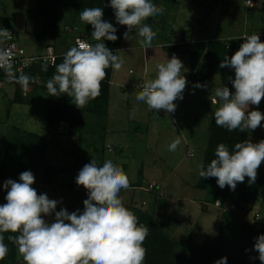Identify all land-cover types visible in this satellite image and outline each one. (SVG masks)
Returning <instances> with one entry per match:
<instances>
[{
	"label": "rangeland",
	"instance_id": "1",
	"mask_svg": "<svg viewBox=\"0 0 264 264\" xmlns=\"http://www.w3.org/2000/svg\"><path fill=\"white\" fill-rule=\"evenodd\" d=\"M247 1L135 0L146 15L152 13L162 19L168 14L165 35L154 37L149 29L142 32L139 15L122 16L126 31L115 54L107 119L94 111L91 99L97 91L95 87L85 91L81 106L74 104L65 109V118L78 120V128L68 120L60 122L58 128L47 126L43 89L29 85L0 88V151L34 145L32 136L47 137L48 163L69 168L53 180V187L45 188L42 168L34 167L22 185L20 174L8 166L7 179L0 181V229L21 233L16 264H47L50 252L71 254L84 240L99 247L103 239L98 237L99 230L106 234L117 228L126 238L123 262L138 264L143 255L134 248L135 238L145 233L132 223L135 211L149 213L160 225L177 260L186 244L215 245L221 235L224 241L219 264H226L229 255L244 259L246 264H264V251L243 243L249 227L257 224L256 213L264 217V188L253 211L243 220L239 209L234 211L229 201L223 207L214 205L211 192L207 194L196 187L212 113L223 109L226 97L234 99L235 91L246 99L252 92L244 84L225 90L222 75L186 89L184 85L192 77L189 56L171 57L159 47L190 40L233 41L264 33V0H250L255 3L252 8ZM36 5L37 0H0V15L13 22L19 43L28 54H41L48 44L59 55L73 54L76 33L64 31L69 20L63 15L58 21L56 40L38 41L26 18L27 11L35 10ZM124 22L131 26L125 27ZM79 26L82 35L84 29ZM240 73L241 69L235 67L225 72V77ZM57 80L66 81L73 89L80 86V78L73 74H56L54 83ZM140 84L156 93L142 92ZM37 85L48 87L42 82ZM259 86L258 92L252 94L255 100L242 106L234 103L238 115L248 114L249 120L243 125L252 139L264 135V80L255 88ZM19 92L23 93V102L16 98ZM70 96L74 97L72 92ZM117 127L121 130L113 132ZM107 128L113 129L109 133ZM250 148L257 162L262 161L264 146L253 144ZM4 162L6 166L5 159ZM103 164L109 168L110 176L97 188ZM141 169L144 174L140 176ZM46 198L58 201L53 211L45 207Z\"/></svg>",
	"mask_w": 264,
	"mask_h": 264
},
{
	"label": "trees",
	"instance_id": "2",
	"mask_svg": "<svg viewBox=\"0 0 264 264\" xmlns=\"http://www.w3.org/2000/svg\"><path fill=\"white\" fill-rule=\"evenodd\" d=\"M139 6L140 4L135 3V0H37L36 9L27 11V24L33 27L38 41L56 40L58 21L63 15L69 20L64 27L80 28L79 25H82L83 37L93 46V52L87 55H60L54 67H34L29 77L18 78L14 84L20 87L26 84L46 91L48 127L58 128L60 122L68 120L73 128H78L80 125L78 120L66 119L64 112L74 104L81 106L85 91L89 88L95 87L97 90L91 99L94 111L100 116L107 115L115 54L122 44L126 31L122 26V16L139 15L142 32L149 29L154 37L163 38L165 35L168 14L162 19H157V15L152 13L146 15L145 11L141 12ZM0 25L12 27L13 22L0 15ZM163 50L171 57L189 56L192 77L185 83L186 89L216 75H222V86L225 90L240 86L246 80L250 83L264 80V39L258 36L248 35L233 41L216 39L168 44ZM235 67L241 69V73L226 78L225 72ZM56 74H73L80 78V86L73 89L62 80L54 83ZM37 76L41 77L42 83L48 84L47 88L44 87L45 85H37ZM71 92L77 100L70 96ZM16 98L18 102H23V93L19 92ZM239 104H242V99ZM244 117L239 116L232 109L215 111L211 115L208 145L196 186L198 190L207 191V194L211 192L210 200L214 205L219 203L223 207L229 201L234 211L236 208L239 209L238 212L242 214L243 220L253 211L264 188L263 177L246 171V168H256L258 162L254 153L248 148L249 133L243 121H248L249 118L248 115ZM32 137L35 140L34 145L30 143L20 148L9 146L10 148L4 153L0 151V181L7 179L9 165L14 167L21 178L31 174L34 167L42 168L43 184L47 186H52L53 180L66 171L65 167L52 166L48 163L47 137ZM3 159L6 160V166L5 162L2 163ZM101 174L102 170L98 176ZM139 175L141 176V173ZM99 179L95 183L97 188L101 185V178ZM138 186L140 185L135 187ZM159 204L162 207L166 206L164 202ZM133 213L132 223L145 233L144 236L135 238L134 248L143 255L138 264H219L223 255L221 249L224 241L221 235L215 245L186 244L183 247L184 252L177 260L173 255L172 243L163 235L160 225L155 223L153 217L146 212ZM113 215L116 216L117 212ZM20 236L21 233L18 231L0 229V264L17 263V242ZM125 239L117 228L116 231L105 234L99 247H94L84 240L71 254L50 252L47 255V264H101V262L125 264L123 262ZM243 243L246 247H255L264 251V217L257 221V224L249 227L247 238ZM226 264H246V262L236 255H229Z\"/></svg>",
	"mask_w": 264,
	"mask_h": 264
},
{
	"label": "built area",
	"instance_id": "3",
	"mask_svg": "<svg viewBox=\"0 0 264 264\" xmlns=\"http://www.w3.org/2000/svg\"><path fill=\"white\" fill-rule=\"evenodd\" d=\"M246 5L250 8L255 6L254 1L248 0ZM125 27L131 26L130 22H124ZM70 32L76 33L75 55H87L93 52V46L80 35V29L78 27L67 28ZM72 30H77L76 32ZM262 40L264 39V33L256 35ZM60 55L56 52L53 46H48L41 54H28L24 47L19 43V36L16 30L12 27L0 25V88H4L6 85H14L18 78L29 77L31 70L37 66H56V60ZM58 70V68H56ZM37 83L42 82L41 77L37 76ZM22 86H27L22 85ZM140 90L144 93L154 94L156 93L153 88H148L144 84H140ZM26 95V93H24ZM242 95L236 94L235 101L240 103ZM190 156L192 154L190 153ZM53 185V184H52ZM219 204V203H217ZM220 205V204H219ZM256 221L262 219L261 214L256 213ZM100 236H105V233L100 230Z\"/></svg>",
	"mask_w": 264,
	"mask_h": 264
},
{
	"label": "crops",
	"instance_id": "4",
	"mask_svg": "<svg viewBox=\"0 0 264 264\" xmlns=\"http://www.w3.org/2000/svg\"><path fill=\"white\" fill-rule=\"evenodd\" d=\"M124 16V15H123ZM237 37V36H236ZM158 39V38H157ZM216 40V39H215ZM226 40H228V39H226ZM204 41H209V40H203V41H198V42H204ZM189 43H195L196 41H188ZM185 43H187V42H185ZM170 44H174L173 42H171ZM156 46V45H155ZM165 45H160L159 47H161V49H163V47H164ZM156 47H158V45L156 46ZM57 51V50H56ZM178 57V56H177ZM191 66V65H190ZM237 71V70H236ZM200 84H202V83H200ZM200 84H197V85H200ZM221 84H222V80H221ZM197 85H195V87H198ZM255 85H256V83H250V82H244V86L245 87H248L249 88V90H251V94H250V96H249V98H245V95L244 94H242V93H240V92H238V91H235L234 92V99L232 98V97H226L225 98V100H223L222 101V103L224 104V107H223V109H221V110H218V109H215L214 110V112L215 111H225V110H230V109H232V110H235V106H234V103L236 104V102H235V95L236 94H242V104H241V106L242 105H246V104H248V101L249 100H252V99H254L253 98V95L252 94H254V93H256V92H258V90L260 89V86L259 87H257V88H255ZM185 87V86H184ZM251 87V88H250ZM155 94V93H154ZM255 100V99H254ZM221 102V101H220ZM214 103V102H213ZM218 103H219V101H218ZM217 103V105L216 106H218L219 104ZM108 106H109V103H108ZM234 108V109H233ZM236 111V113H237V110H235ZM213 112V113H214ZM212 113V114H213ZM239 113V112H238ZM237 113V114H238ZM241 114H243L242 116L244 117L245 115H248V114H246L245 112H241ZM108 115H109V109L107 110V115H106V119H107V117H108ZM239 116H241L240 114H239ZM249 118V117H248ZM110 121V120H109ZM111 123H113L112 121H111ZM115 125H116V123H114ZM113 128H111L110 130H112ZM110 130H108V128H107V130H106V132H108L109 131V133H110ZM121 130V127H117V128H115L114 129V131L113 132H119ZM146 135H147V133H146ZM142 141H143V137H142ZM144 143V142H143ZM253 144H259V145H262V146H264V135L262 136V135H260V136H256V137H253V139L250 137V135H249V150L251 151V145H253ZM46 157L48 158L49 156H47L46 155ZM49 159V158H48ZM48 159H47V161H48ZM50 165H52V166H57V167H64V165L62 166V165H60V164H55V163H50ZM124 167H125V165H124ZM66 168V173L69 171V168H67V167H65ZM109 168L108 167H106V165L105 164H103V170H102V179H101V185H104V181H106L107 180V177H108V175L110 176V174H109V170H108ZM251 169H253V172L254 171H257V170H259V171H261L262 173L260 174V175H258V176H261L262 177V175H264V158H262V161H260V162H258V165H257V167L256 168H251ZM157 170V169H156ZM252 172V173H253ZM139 173H143V171H142V169L139 171ZM65 174V173H64ZM64 174H61L60 176H58L57 178H59V177H61V176H63ZM144 174V173H143ZM255 175H257L258 173H254ZM32 174H29V175H26V176H31ZM25 176V177H26ZM25 177H22V179H20V180H22V185H23V180H24V178ZM264 177V176H263ZM21 178V177H20ZM56 178V179H57ZM58 181V180H57ZM53 183V182H52ZM45 188H48V187H53V186H47V185H43ZM99 190H101V189H99ZM124 191H125V189H124ZM100 192V191H99ZM46 200L47 201H45V207L47 208V209H50L51 211H53V209L55 208V207H57V200L55 199H50V198H46ZM59 205V204H58ZM52 207H54V208H52ZM102 210L100 209V212H101ZM104 233H105V230H103V229H101ZM100 231V230H99ZM98 235H99V233H97ZM98 237H100V235L98 236ZM103 238V237H102Z\"/></svg>",
	"mask_w": 264,
	"mask_h": 264
},
{
	"label": "clouds",
	"instance_id": "5",
	"mask_svg": "<svg viewBox=\"0 0 264 264\" xmlns=\"http://www.w3.org/2000/svg\"><path fill=\"white\" fill-rule=\"evenodd\" d=\"M245 37H247V36H245Z\"/></svg>",
	"mask_w": 264,
	"mask_h": 264
}]
</instances>
